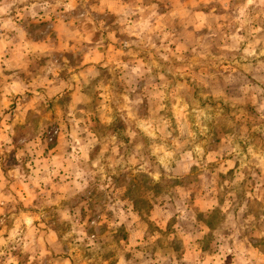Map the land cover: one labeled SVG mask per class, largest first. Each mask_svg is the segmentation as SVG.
I'll return each instance as SVG.
<instances>
[{
    "label": "rangeland",
    "instance_id": "1",
    "mask_svg": "<svg viewBox=\"0 0 264 264\" xmlns=\"http://www.w3.org/2000/svg\"><path fill=\"white\" fill-rule=\"evenodd\" d=\"M122 1L118 17L76 8L91 38L26 67L29 91L4 64L17 47H0V264H257L264 0ZM95 47L105 66L76 77ZM46 69L79 97L59 115L44 103L5 142L3 115L46 91Z\"/></svg>",
    "mask_w": 264,
    "mask_h": 264
},
{
    "label": "crops",
    "instance_id": "2",
    "mask_svg": "<svg viewBox=\"0 0 264 264\" xmlns=\"http://www.w3.org/2000/svg\"><path fill=\"white\" fill-rule=\"evenodd\" d=\"M89 3L97 5L99 10L102 12H113L117 17L123 4L122 0H0V28H2L0 34L2 39H0V47H17V54L14 57L7 59V62L4 61L5 65L11 66L13 69L18 70L16 82L19 84L21 92L29 91L30 87L27 85L35 84L31 83L29 80H25L23 77L26 72V67L30 68L31 64L38 61H46L50 57H53L55 53L58 52H70L74 50L77 45L82 44L87 39H90L92 34H88V38H85V31L79 28V25L75 22L74 10L82 4L88 5ZM120 9V10H119ZM17 20L19 22L18 26L15 27L13 21ZM33 21L36 25L29 27L25 24L26 22ZM38 22V23H37ZM40 22V23H39ZM41 23L44 24V27L41 28ZM51 25L49 31L46 33L47 36L43 38V29ZM33 28L34 30H31ZM41 35V36H40ZM13 37V41H11ZM21 47H33V53L26 51H21ZM93 49V48H92ZM99 47L93 49V53L84 55L82 58L85 62L82 66H79V70L76 77L84 75L85 70L95 72L99 67L105 66L103 60H105V52L101 51ZM15 51V49L13 50ZM32 58H31V57ZM29 61H32L30 64ZM25 62V63H24ZM50 64V62H49ZM51 71L41 70L42 79H46L44 76H47L48 83L43 81V85L48 84L45 92L33 93L30 99L24 103H18V106L15 108L14 118L11 122L7 120L8 117L4 118L1 122V132H6L7 135L3 136L5 142H15L13 139V134H15L14 129H16V124L18 119L22 121L34 111L38 112V108H41V113H46V108L44 103L52 105L53 112L55 114H60L62 107L58 104L62 98L69 94L73 99L74 97H79L77 94L71 93V83L70 80H65L58 78L56 76H51ZM27 76V75H25ZM41 79V81H42ZM38 82L37 80L35 81ZM38 84V83H37ZM42 85V86H43ZM41 89V88H40ZM42 90V89H41ZM22 94V93H19ZM81 98L83 95L81 94ZM4 104L11 102L7 96L2 98ZM77 100V99H76ZM12 103V102H11ZM67 103V102H66ZM10 144V143H9ZM6 143L0 141V149H3ZM63 143L57 145V148H62ZM46 161H57L59 157V152L54 150L48 155ZM217 202L213 199V210L216 208ZM243 235L236 236V239L240 238ZM247 245V244H245ZM254 249L255 246H254ZM256 258L252 259L257 260V264L264 262V255L259 251L254 252ZM229 250L234 251L233 248L229 247ZM238 250V249H237ZM215 251V250H214ZM214 254V253H213ZM242 261L246 262L247 257L244 255L241 256ZM234 259V258H233ZM213 264L214 262L213 257ZM232 264V263H231ZM238 264V263H237Z\"/></svg>",
    "mask_w": 264,
    "mask_h": 264
}]
</instances>
